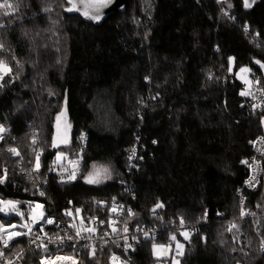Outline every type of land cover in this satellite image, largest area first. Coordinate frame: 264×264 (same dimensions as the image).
<instances>
[{"label":"trees","instance_id":"trees-1","mask_svg":"<svg viewBox=\"0 0 264 264\" xmlns=\"http://www.w3.org/2000/svg\"><path fill=\"white\" fill-rule=\"evenodd\" d=\"M126 3L94 25L66 14V0H0V61L10 69L0 72V195L46 205L56 233L72 223L68 212L79 209L86 224L91 216L109 221L111 208L128 199L129 229L185 222L165 264L184 230L181 264H264V173L244 203L237 195L248 175L240 160L263 135L262 116L241 107L237 73L264 62V0ZM101 100L113 111L108 130L95 110ZM65 122L69 137L58 143ZM84 131V170L61 184L48 168L79 149ZM137 145L146 147L145 162L130 171ZM97 162L109 164L110 178L89 184L84 177ZM158 203L164 211L151 218ZM167 235L123 240L132 264H156L153 246ZM112 250L91 259L83 252L86 264H113ZM36 254L27 251L34 264Z\"/></svg>","mask_w":264,"mask_h":264},{"label":"built area","instance_id":"built-area-1","mask_svg":"<svg viewBox=\"0 0 264 264\" xmlns=\"http://www.w3.org/2000/svg\"><path fill=\"white\" fill-rule=\"evenodd\" d=\"M215 1L219 2L220 0ZM258 73L255 68H249L246 72H242L243 75L247 76V81H242L239 88V95L242 97L241 107L246 108L251 116H264V83ZM242 92H247L248 95H241ZM0 127L4 129L0 132L1 140L6 133V129L3 126ZM77 138L80 144L79 149L73 154L67 155L63 161L52 163L48 168L49 173L54 174L61 184L70 183L73 179H69V176L73 172L77 177L84 170V151L88 147L89 133L84 131ZM145 150L146 147L143 145H137L133 149L129 161L130 171L138 169L145 162L143 154ZM263 162L264 135L253 142V154L240 160V164L248 174L237 190L241 203L246 201L247 191L255 189L261 183L264 173ZM253 177L255 179H252ZM129 188H132V185H129ZM33 195L32 193L31 196L33 197ZM158 204L162 207H157ZM158 204L152 208L151 218H158L164 211V205ZM39 205L42 208L43 218L39 223L31 219L27 220L28 234L26 236L8 240L9 236L1 233L0 253L2 255H0V264H34L32 257L27 256L28 250L40 252V254L35 255L37 264H86L83 252H86L91 259L110 244L113 245L110 255L113 264H132L134 251H129L123 240L128 239L129 236L147 238L168 234L163 242L155 244V252L153 249L156 264H165L171 258L174 249V239H172L174 232L183 230L186 227L184 221L181 223L182 219H171L169 223L158 227L135 225L132 229H129L130 218L134 214V209L129 204V200L126 199L116 203L111 208L109 221L91 216L86 224L77 222L75 216L70 215L73 217V221L69 224H61L64 228L62 234L56 233L54 229L55 226L59 225L55 215L47 213L46 205ZM222 215H225V213H222ZM247 215L253 217L250 211ZM48 220H52L53 223H48ZM202 221L204 223L209 222L207 215L203 217ZM87 226L91 230L94 229V231H89ZM29 227L31 228L30 233ZM77 232L80 233L79 236H77ZM68 237L72 238L69 239ZM259 239L264 251V238L260 237ZM5 241H8V246H5ZM15 241L17 242L16 245ZM18 241H21V245L18 244Z\"/></svg>","mask_w":264,"mask_h":264},{"label":"rangeland","instance_id":"rangeland-1","mask_svg":"<svg viewBox=\"0 0 264 264\" xmlns=\"http://www.w3.org/2000/svg\"><path fill=\"white\" fill-rule=\"evenodd\" d=\"M253 0H248L249 2H252ZM250 4V3H249ZM230 63H231V67L233 64V59H230ZM243 69H249V68H243ZM246 72V71H244ZM242 72L239 71L237 73L238 77L241 79V81L245 82L247 81V76L245 75H241ZM259 75H261L260 73H258ZM262 77V75H261ZM263 79V78H262ZM264 83V82H263ZM107 103H109V101H107ZM104 103L102 100L96 103V111L97 114L99 115V120H100V124L103 127H106V129H110V127L112 126L113 123V111L112 108L110 107L109 104ZM112 111V114L111 112ZM263 117V116H262ZM61 123V122H60ZM63 126H58V132H60L62 135H60V133L57 135V142H62L64 143L68 137H69V129L68 126L66 125L67 122L63 123ZM60 125V124H59ZM39 156V155H38ZM58 156V154H57ZM62 156H60L61 160ZM36 168V167H35ZM103 169H107V175H110L111 172V168L109 166V164H107L106 162H97L93 165L91 171L92 173H94L95 171H100V180L101 182L106 180L107 178H104L105 173H103ZM95 184V183H94ZM262 191L264 194V180H263V184H262ZM7 202H13V204L15 205V207L12 206V204H9ZM22 202L20 200H15L12 198H5L4 196L0 195V226H3L4 228V234L6 235H11L13 232H18V233H28V229L27 227H24V225H27V220L31 219L33 221H35L36 223H39L42 218H43V212H42V208L39 205V203H34L32 201H29L26 203L25 206H22ZM19 212L18 217H14V213L15 212ZM70 213V214H69ZM69 215L71 216H75L76 220L80 223L83 222L82 217L80 215V212L75 211L73 212H68ZM11 217H14L13 219H11ZM15 226V227H13ZM88 230H91L90 227L87 226ZM183 233H188V230H184L182 231V235ZM1 235V233H0ZM26 235H19V236H15L14 238H18V237H23ZM184 239L185 236L183 235ZM189 237V235H188ZM186 240V239H185ZM185 240H176L175 242V254L174 257L171 261V264H174L175 261H179V264H181L180 262V256L184 253L185 251ZM260 240V239H259ZM183 245L182 249H178L177 248V244ZM261 246V245H260ZM178 252L182 253L178 255ZM117 264V263H114Z\"/></svg>","mask_w":264,"mask_h":264},{"label":"snow or ice","instance_id":"snow-or-ice-1","mask_svg":"<svg viewBox=\"0 0 264 264\" xmlns=\"http://www.w3.org/2000/svg\"><path fill=\"white\" fill-rule=\"evenodd\" d=\"M81 4L83 5L84 8L87 9V11H85L83 14L88 17L89 19L92 20H99L101 18V13L102 10L107 8L109 5H111L112 3H114V0H80ZM68 3H72V0H68ZM244 5L245 7H250L251 5L248 3V0H244ZM5 7L4 4H0V8ZM7 7L12 8L11 4H8ZM75 8V6L73 8H68L66 9L67 11H73ZM51 9H45V11H50ZM91 13V14H89ZM10 13H5V15H9ZM0 27H3V25H0ZM3 45H0V48H2ZM259 63V62H257ZM262 67H264V65H262ZM10 71V69L7 68V65L3 62L0 61V72H8ZM242 72L247 71L246 69H241ZM2 78V77H0ZM259 83V82H258ZM241 95H248L247 92H242ZM60 117H57V120H59ZM4 131V129L2 127H0V132ZM33 143H35V141H33ZM57 143L55 142V138L53 140V147H57ZM10 152H12L14 155H19V153L16 151V149H9ZM39 155V154H38ZM62 154H58L57 159H60V156ZM36 171L39 170V163H38V158H37V165H36ZM103 171V173H105L104 178H110L107 175V169H103L101 170ZM69 179H75V172H73L72 174H70ZM252 179H255V177H253ZM85 181L89 184H94V183H100V171H95L94 173H90L88 177H85ZM0 183H3V179H0ZM9 204H12L13 207H15V205L13 204V202H7ZM157 207H162V205H157ZM77 212H79V209H77ZM70 214V213H69ZM242 215H244V213H241ZM48 223H53L52 220H48ZM181 223H183V220H181ZM15 227V226H13ZM24 227H28V225H24ZM71 227V226H70ZM233 227H235V225H233ZM5 230L3 228V226H0V233H3ZM89 231H94V229L89 230ZM125 231H127V229H125ZM31 232V228L29 227V233ZM28 233H18V232H13L11 235H9L8 240L13 239L15 236H19V235H27ZM80 233L77 232V236H79ZM147 235V234H146ZM183 235L185 236V239L188 238V233H183ZM69 239H71L72 237H68ZM172 239H175V237H172ZM5 246H8V241H5ZM154 252L156 250V246L154 245ZM177 248L178 249H182L183 245H180L179 243L177 244ZM182 254L180 252H178V255ZM0 255H2V253H0ZM174 264H179V261H175Z\"/></svg>","mask_w":264,"mask_h":264},{"label":"water","instance_id":"water-1","mask_svg":"<svg viewBox=\"0 0 264 264\" xmlns=\"http://www.w3.org/2000/svg\"><path fill=\"white\" fill-rule=\"evenodd\" d=\"M66 2L68 3V0H66ZM74 6H75V8L73 11H67L66 10L68 8H73ZM126 7H127L126 0H114V3H112L107 8L102 10L101 18L98 21L89 19L88 17H86L83 14L85 11H87V9L83 7L80 0H72V3L71 4L68 3V5L64 8V12L68 15H79L85 21H87L89 23H92L94 25H100L110 14L117 12V11L124 12L126 10ZM89 14H91V13H89ZM257 62H259V63H257ZM252 64H253L255 69H258L260 71L262 78H263V81H264V67H262V65H264V62H262L258 59H254ZM261 124H262L263 135H264V116L261 117ZM84 181H85V177H84ZM18 214L19 213L17 211L14 213V215H16V216H18Z\"/></svg>","mask_w":264,"mask_h":264},{"label":"crops","instance_id":"crops-1","mask_svg":"<svg viewBox=\"0 0 264 264\" xmlns=\"http://www.w3.org/2000/svg\"><path fill=\"white\" fill-rule=\"evenodd\" d=\"M256 0H253L252 2H249L250 3V5H252L254 2H255Z\"/></svg>","mask_w":264,"mask_h":264}]
</instances>
